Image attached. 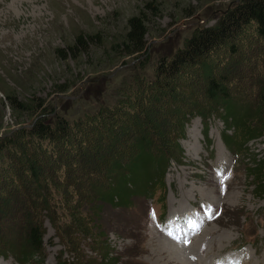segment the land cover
Wrapping results in <instances>:
<instances>
[{
	"label": "rangeland",
	"instance_id": "1",
	"mask_svg": "<svg viewBox=\"0 0 264 264\" xmlns=\"http://www.w3.org/2000/svg\"><path fill=\"white\" fill-rule=\"evenodd\" d=\"M237 1L17 0L15 4L13 0H0V251L10 252L8 256L0 253V258L10 264H264V132L250 137L239 155L235 154V141L231 143L233 150L225 145L222 135L235 133L237 116L230 114L229 107L220 105L224 98L222 89L213 95L214 100L208 98L216 102L219 110L207 123L197 114L178 123L180 132L174 129L168 133V119L174 115L171 105L178 99L175 101L168 94L172 92L169 88L166 91L163 81L151 84L143 109L154 110L151 116L158 125L150 121L156 126L154 132L148 123L147 147L134 141L143 127L135 131L125 129L126 126L118 129L132 123L133 112L128 111L125 120L121 116L115 125H106L113 131L109 135L111 141L116 130L122 132L119 147L107 152L102 146L94 153L95 158L91 149L78 146L83 134L72 133L68 143L60 145L56 158L19 143L22 134H12L13 139L5 137L14 128L37 123L43 114L53 112L56 118L61 114L70 119L105 114L103 105L95 107L100 100L115 105L126 96L128 85L136 82L138 75L153 78L165 53L168 54L163 58L173 56L196 28L215 25ZM132 18L147 26L145 52L126 53ZM253 35L244 27L238 40L222 42L218 48H224L225 66L209 56L208 60L213 58L212 72L207 75L205 68L197 67L200 84L193 99L206 104L200 100L207 92L203 89L214 78L227 86L230 95L226 103L238 117L259 106L264 39H253ZM79 36L82 41H78ZM232 44L236 47L232 48ZM186 75L183 79L189 78ZM183 84L189 91L187 81ZM156 91L157 96L167 94L157 99ZM183 92L180 98L187 99L189 96ZM158 108L161 110L157 112ZM120 111L117 106L116 112ZM157 133L171 146L169 160L166 144L153 142L158 141ZM208 138L212 140L211 151ZM10 144L22 152L14 164ZM158 145L163 147L161 156ZM177 146H183V153ZM35 150L41 159L38 164L31 160ZM149 150L156 157L153 161L151 156L148 164L153 180L157 174H163L165 180V186L156 181L154 194L147 191L152 189L153 180L147 186L148 181L138 175L128 177L134 160ZM92 158L95 163L85 164ZM116 158L122 165L112 174L109 172L116 179L107 172H95L99 166L111 167ZM161 158L163 165L158 166L157 172L155 164ZM18 162L23 167H38L40 178L20 175L21 184L12 185L8 174ZM60 162L68 163V183L58 180L46 186L48 173ZM129 173L134 174L132 168ZM123 176L133 193L127 202L113 203L108 192L122 184ZM50 191L52 196L65 195L67 210L59 221L54 214L44 215L42 250L28 257L23 235L27 216L35 218L29 204L40 192L39 198L50 195ZM164 194L166 211L162 215ZM70 210L74 219L82 216L79 226L70 227ZM189 219L197 226L186 223ZM169 231L176 238L170 237Z\"/></svg>",
	"mask_w": 264,
	"mask_h": 264
},
{
	"label": "trees",
	"instance_id": "2",
	"mask_svg": "<svg viewBox=\"0 0 264 264\" xmlns=\"http://www.w3.org/2000/svg\"><path fill=\"white\" fill-rule=\"evenodd\" d=\"M131 22L133 23L132 28L129 30L127 37L130 41L129 44H127L128 49L126 50V53L128 54H134V53H141L145 52L147 50V40L145 38L146 33L148 32L146 25H141V21L138 20V18H132ZM140 22V23H139ZM251 25L252 27H249ZM248 28V30H251L254 32L253 39H264V0H239L234 4L231 9L224 14H221L219 17L217 23L215 25H210L202 28H196L193 33L187 37L185 40V44L181 46L178 51L173 55L169 56L167 58L165 57L167 54L165 53L157 65V74L151 78V79H144L142 78V75H138L136 78V82L133 84H129L130 88H127L126 96L121 98L120 100L115 102V105L108 104L105 100H100V102L95 106L98 107L100 105H103L106 108V113L100 115L99 113H95L92 118L87 117H81L78 118L77 116H74L73 119L65 118L63 115L59 114L58 117H54L55 113H49L47 115H42L37 119V123L35 124H26L25 126H22V128H14L12 131L7 133L5 137L9 139H13L12 134H22V136L19 139V143H23L25 146L30 145L34 146L35 149L38 148L40 151H42L45 154H50L52 158L58 157V153H60L61 146L66 143H68V138H70L72 133H77L85 137H80L78 140V146L81 148H85L86 150H90L94 153L98 152L102 146L107 149V152H113L116 150V148L119 147L121 144L119 141L122 136V132L120 130H116L114 137L111 141L110 139V133H113V131H110L107 128V124L110 125L116 124L118 119L121 116H124L122 120L126 119L125 112L128 111L129 113L133 112L131 115L132 118H130L132 123L121 125L118 129L122 128L123 126H126L128 130L135 131L138 128H144L140 129V136H137L134 138V141L136 140V144L141 147H147L149 142V135H148V123L150 124L151 128H149L151 131L155 132L157 124V119L153 118L151 116L152 113H154V110L152 109H143L144 104L143 101L145 99V94L147 95V89L151 84L161 83L164 82V85L167 86L166 91L169 90L172 92L168 93L175 101L178 99V103L175 105H171L172 111H174V115H171L172 120H169V126L168 133L171 132L174 129L179 128L178 125L179 122H186L190 118L194 117L195 115H200L204 119V123L208 122V119L211 117V115L216 112L218 106L215 105L216 102H211L208 100V98H212L214 100V94L218 92L219 89H222L223 92V99L220 105H224L226 108L229 107V110L226 111L232 113L233 116L236 117L235 125L234 127V134L229 133H223L222 139L225 145L233 150V147L231 143L235 141V143L238 144L235 150V154L239 155L243 149H245L247 141L250 137L253 136H259L261 133L264 132V74H260L259 77H261V83L262 86L259 88L260 92V104L255 109L252 110H246V115L242 117H238V114L235 113V111L230 108V106L227 105L228 96L230 95L228 93V88L224 84L222 80L220 79H214L212 78L209 80L208 87H205L203 89L207 92H204L201 97V101H205L206 104H201L197 100L193 99L191 96H195L197 94V86H199L200 83H198V77H197V67H202L207 70V75L209 72H212L213 70V64L211 60L215 57L214 61H218V63L225 66L223 62V57H225V54L222 55L223 49H219L222 46L223 41H231L234 39V41L239 39V34L242 32L243 28ZM245 39V38H244ZM78 41H82V36L78 37ZM75 46V45H74ZM72 46V48L74 47ZM77 46V45H76ZM219 47V48H218ZM232 48H235L236 45L232 44ZM171 54V53H169ZM212 56L213 58L207 59V57ZM144 61V60H143ZM142 65V64H141ZM260 71H264V69H259ZM194 73V74H192ZM263 73V72H262ZM187 74L186 76L189 77L187 79H183V76ZM179 76H181L179 78ZM144 77V75H143ZM159 78H162V80H158ZM174 80V82H173ZM187 81V86L190 85L189 91H187L182 86L183 83ZM169 82V84H168ZM135 83H137L135 85ZM127 87V86H126ZM125 87V88H126ZM204 88V87H203ZM156 90V89H155ZM160 90V89H159ZM183 92L184 96H189L187 99L180 98V92ZM166 92L163 93V96H166ZM202 94V93H201ZM200 94V95H201ZM155 95H158V92H155ZM199 95V96H200ZM163 96H157L156 98H162ZM181 96V97H184ZM217 97V95H216ZM219 100V99H218ZM120 106L122 111L116 112V107ZM233 107V106H232ZM129 108V109H128ZM234 108V107H233ZM143 109V110H142ZM138 110H142L141 113L138 112ZM161 108H158L156 111H160ZM53 111V110H52ZM146 111V112H145ZM155 111V112H156ZM142 113H145V116H143ZM58 114V113H57ZM167 118H170L168 116ZM256 118V119H255ZM76 120V121H75ZM109 120V121H108ZM256 120V121H253ZM108 121V122H107ZM115 121V122H114ZM151 121V122H150ZM167 121V122H168ZM234 123V117L233 120H231ZM228 126H232L229 125ZM170 125L174 127H170ZM207 125V124H206ZM183 127V124L181 125ZM227 127V126H226ZM208 128V125H207ZM123 129V128H122ZM121 129V130H122ZM18 130L21 132L18 133ZM25 130V131H24ZM17 131V132H15ZM92 131L91 136L86 135L87 132ZM180 132V130H176ZM154 134V133H153ZM176 134V133H175ZM181 134V133H180ZM206 135V134H205ZM244 136V138H240L239 136ZM158 141L154 140L153 142H156V144H166L168 148H166L167 152V160L171 158V154H168L170 152L171 146H169V143L165 141V138L162 137L159 133H157ZM236 137V138H235ZM155 138V136H154ZM173 140V136L171 137ZM175 139V138H174ZM115 140L117 144L115 143ZM174 141V140H173ZM107 142V143H106ZM170 142V141H168ZM120 143V144H119ZM177 143V142H176ZM208 149L211 151V144L212 140L211 138H208ZM17 144V143H15ZM181 143L179 142L178 145ZM210 145V146H209ZM13 150V158L14 161L13 164L16 162L19 155L22 154L20 149H17L16 146L13 144L9 145ZM60 146V147H59ZM180 148V146H177ZM162 146L158 145L157 149L160 150L159 153L161 156L162 154ZM29 149V148H28ZM181 152L183 153L184 149L183 146L180 148ZM31 154H33V151L29 149ZM133 151V150H131ZM150 151V150H149ZM148 154H141L137 159L138 161L134 160L132 163L129 172L131 171V168L134 171V174L128 172V177L135 175L136 177L140 176V178H144L147 180V186H150V181L153 180V177L150 174L151 168L148 167L149 160L151 156H154L153 161L156 160V157L154 153H151V151ZM132 153V152H130ZM29 155V153H27ZM33 156V155H32ZM35 158L32 157V163L38 164L41 159L39 157L38 159V153L35 150L34 154ZM117 157V155H116ZM95 158V157H94ZM165 158V156L163 157ZM164 159L161 158L160 160H157V163L155 164L156 171L158 172V166L160 164L163 165ZM111 162V161H110ZM95 163L89 162V160L85 161V164H92ZM122 163L121 161L117 160V158L111 163V167L104 168L105 166H99L95 172H107L109 174V177L111 179H116L114 175L112 174V171L115 170L118 167H121ZM113 167V168H112ZM38 167L35 169L31 166L23 167L22 164L18 162L16 166L12 169L11 175L8 174V178L10 179V182L12 185L21 184L20 175H23L24 177H30L31 179L33 177L38 176L40 178V173H38L37 170ZM165 170V169H164ZM144 171V173H143ZM95 172H91V174L95 175ZM110 172V173H109ZM39 174V175H38ZM157 174V173H156ZM49 179L46 182V186H49L51 183H55V181H60L63 183H68V163L66 162H60V165L58 168H55L53 172L48 173ZM78 180L80 181L81 176L78 174ZM138 175V176H137ZM125 176V175H124ZM122 178V184L119 183L117 188H114L112 193L108 192V198L112 200L114 203H125L129 200L128 195L133 193L129 188L126 186L125 177ZM160 176V177H159ZM114 177V178H113ZM37 178L33 181V184H36L35 181ZM131 181V180H130ZM152 189L147 190L149 193H154V186L156 181L162 182L165 186V180L163 177V174H157L156 179L153 180ZM44 182V183H45ZM115 184V181H114ZM97 189V188H96ZM55 192V188H53ZM130 191V192H129ZM41 193V192H40ZM40 193L35 197L34 203L29 204V209L31 210L30 213L35 216V218H31L27 216V223L25 227V233L24 237L26 240V245H28V250H26V255L33 256L35 254H39L42 250L43 244H44V232L46 230V227L44 226V215L48 216L50 214H54L55 220H61L62 217L64 218V214L66 213L67 208V202L65 200V195H58L52 196V191H50V195L48 194H42L41 198H39ZM98 194H101L102 191L98 189ZM51 198L53 200H51ZM164 200V213L166 211V194L163 195ZM62 208V209H61ZM71 207L69 206V209ZM71 217L69 218L71 221L70 227L74 226V224H77L78 226L82 223L80 218L82 216L80 215V218H73L72 211L70 210ZM51 219V218H50ZM84 219V218H83ZM67 221V220H66ZM1 254L8 256L10 254L9 251H0ZM23 262V261H21Z\"/></svg>",
	"mask_w": 264,
	"mask_h": 264
},
{
	"label": "snow or ice",
	"instance_id": "3",
	"mask_svg": "<svg viewBox=\"0 0 264 264\" xmlns=\"http://www.w3.org/2000/svg\"><path fill=\"white\" fill-rule=\"evenodd\" d=\"M154 215H155V214L153 213V217H154ZM208 215H209V217L211 216V212H210V211H209ZM186 223H188V224H192L193 227H196V226H197L196 224L193 223V221H192L191 219H189L188 221H186ZM167 234H168L170 237L176 238V237L174 236V234H173L172 231H169Z\"/></svg>",
	"mask_w": 264,
	"mask_h": 264
},
{
	"label": "bare ground",
	"instance_id": "4",
	"mask_svg": "<svg viewBox=\"0 0 264 264\" xmlns=\"http://www.w3.org/2000/svg\"><path fill=\"white\" fill-rule=\"evenodd\" d=\"M16 2H17V0H13V3H15L16 4ZM4 259H2V258H0V263L1 264H10L9 262H7V261H3Z\"/></svg>",
	"mask_w": 264,
	"mask_h": 264
}]
</instances>
